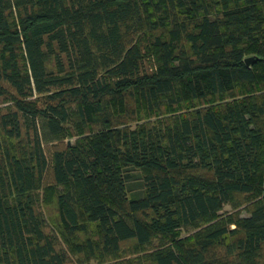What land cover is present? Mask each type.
Here are the masks:
<instances>
[{
    "label": "trees",
    "instance_id": "trees-1",
    "mask_svg": "<svg viewBox=\"0 0 264 264\" xmlns=\"http://www.w3.org/2000/svg\"><path fill=\"white\" fill-rule=\"evenodd\" d=\"M72 256L264 264V0H0V264Z\"/></svg>",
    "mask_w": 264,
    "mask_h": 264
},
{
    "label": "rangeland",
    "instance_id": "rangeland-1",
    "mask_svg": "<svg viewBox=\"0 0 264 264\" xmlns=\"http://www.w3.org/2000/svg\"><path fill=\"white\" fill-rule=\"evenodd\" d=\"M231 209H232V207H231L230 204H227V205H225V207H224V211H225V212L232 211ZM239 209L241 210L242 214H246V212L244 211L243 207H240ZM233 211H235V210H233ZM238 211H239V210H238ZM67 264H80V263L77 262L75 256H74V257L72 256L70 262H68ZM88 264H99V263H97V262L94 261V260H91Z\"/></svg>",
    "mask_w": 264,
    "mask_h": 264
},
{
    "label": "water",
    "instance_id": "water-1",
    "mask_svg": "<svg viewBox=\"0 0 264 264\" xmlns=\"http://www.w3.org/2000/svg\"><path fill=\"white\" fill-rule=\"evenodd\" d=\"M252 60V58H247L246 63H249Z\"/></svg>",
    "mask_w": 264,
    "mask_h": 264
}]
</instances>
